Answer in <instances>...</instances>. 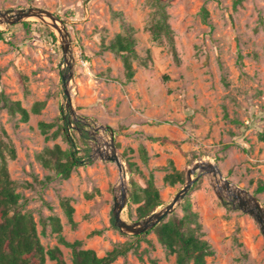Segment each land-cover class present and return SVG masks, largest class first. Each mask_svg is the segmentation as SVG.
<instances>
[{
    "label": "rangeland",
    "instance_id": "obj_1",
    "mask_svg": "<svg viewBox=\"0 0 264 264\" xmlns=\"http://www.w3.org/2000/svg\"><path fill=\"white\" fill-rule=\"evenodd\" d=\"M30 6L64 20L75 61L68 88L77 120L66 106L63 75L69 69L57 32L34 18L26 20L33 22L29 29L24 21L0 23V140L15 146L9 171L22 196V211L32 213L46 249L60 247L72 263L63 237L80 240L82 248L100 256L116 246L128 248L111 264H177L155 231L136 238L114 224V198L121 191L115 162L92 156L67 178L44 165L40 156L48 149L73 150L60 132L64 119L72 120L70 136L80 156L104 147L113 132L128 174L129 201L122 216L129 222L139 219L136 206L130 208L128 162L140 169L141 175L134 176L140 185L152 178L158 187L164 203L156 210L185 184L165 181L173 171L171 160L186 180L193 164L211 161L264 205V191L255 192L264 183V0H0L1 10ZM162 11L173 28L180 62L165 37L153 39L150 28ZM127 27L146 62L133 60L131 80L122 56L108 48ZM13 101L30 112L28 121L10 110ZM36 103H42L38 113L32 111ZM218 191L213 174H202L163 221L173 214L182 217L188 200L199 215L201 237L215 250L207 264H264L260 224L236 208L227 192L221 191V199ZM64 198L74 208V223ZM52 217L59 218L60 232Z\"/></svg>",
    "mask_w": 264,
    "mask_h": 264
},
{
    "label": "trees",
    "instance_id": "obj_2",
    "mask_svg": "<svg viewBox=\"0 0 264 264\" xmlns=\"http://www.w3.org/2000/svg\"><path fill=\"white\" fill-rule=\"evenodd\" d=\"M203 13L204 16L208 15L206 9L203 10ZM32 23L24 21L22 25L29 29ZM130 30L132 28L127 27V33L118 34L108 46L110 50L122 56L126 77L129 80L133 79L135 75L133 60H140V63L146 64L145 60L141 59L136 51L137 39ZM150 30L154 40L165 37L174 59L180 62L174 31L165 11H162L161 18L151 26ZM2 34L3 31L0 30V35ZM51 36L56 39L54 33H51ZM41 105L42 103H36L32 111L38 113ZM9 108L12 112L21 114L23 121L29 120L30 112L19 101L11 102ZM42 126H45V124H42ZM60 132L64 133L66 138L71 141L73 150L64 151L56 145L54 148L48 149L46 155H41L40 159L46 167L54 169L57 175L67 178L74 168L92 162L93 158L90 151L86 152L85 156L78 155L80 152L76 150L77 144L70 136L69 120L64 119V125L61 127ZM2 133L7 135L4 130H2ZM87 137L88 133L85 132L84 138ZM15 157L14 144L10 140L6 143L0 140V264H47V259L53 261V264H69L65 260L60 247L55 246L48 249L44 247L32 213L22 211L23 204L20 202L22 196L16 191L17 184L12 179L8 167L9 159ZM128 165L131 188L130 208L135 205L137 218L142 219L153 213L164 201L153 179L151 178L144 185H140L134 178L137 174L141 175L140 169L133 162H128ZM170 167L173 171L165 176V181L171 185L184 184L186 181L185 174L175 168L172 160L170 161ZM263 191L264 183L260 184L255 192L260 193ZM62 205L70 221L74 223V208L70 205L69 200L64 198ZM183 207L185 213L182 217L173 214L167 221H163L152 230L135 237L139 238L155 231L161 244L166 247L170 254L176 255L177 264H189L190 262L193 264H207V257L213 256L215 250L208 240L201 237L202 224L198 213L192 210L191 202L187 200ZM51 222L54 228L60 232L62 226L59 218L52 217ZM60 240L72 250V263L70 264H111L128 251V248L116 246L106 255L100 256L94 249L82 248L80 240L67 242L63 237H60Z\"/></svg>",
    "mask_w": 264,
    "mask_h": 264
},
{
    "label": "water",
    "instance_id": "obj_3",
    "mask_svg": "<svg viewBox=\"0 0 264 264\" xmlns=\"http://www.w3.org/2000/svg\"><path fill=\"white\" fill-rule=\"evenodd\" d=\"M31 18L42 21L43 23L49 25L57 32L58 36L60 37L64 61L69 69V73L63 75L64 86L66 87V106L69 108L71 116H74L75 111L68 84L69 81L75 76V61L74 52L72 49V39L64 24V20L56 15L53 11L38 6H30L28 8L18 9H0V23L13 25L29 20ZM74 118L77 120L75 116ZM68 120L69 129H71L72 120ZM101 129L105 130L106 128L104 126H101ZM111 134V141L105 143L106 148H102L100 145H97L94 153L91 154V157L94 156L95 158L115 162L119 167L120 172L124 173V175L127 176L124 159L118 154L116 145L114 143L113 132ZM208 173H212L216 179L218 177V179L221 178L223 180L222 186L218 187V196L222 199L223 195L221 191L227 192L234 206L252 215L260 224L261 231L264 234V205L261 203L259 198L247 189L238 186L236 183L225 177L217 164L207 160L198 161L193 164L191 168H189V170L187 171V180L185 184L175 194L169 204H167L160 210H155L153 213L139 220L129 222L123 218L122 212L129 201V192L126 185L122 186L120 191L121 194L119 196L116 195L114 198V224L120 229L122 233L130 235H141L149 230H152L155 226L160 224L165 218L173 213L176 207L185 199L194 182L202 174ZM195 174H197L196 178H194ZM233 186L236 187V192H232Z\"/></svg>",
    "mask_w": 264,
    "mask_h": 264
},
{
    "label": "bare ground",
    "instance_id": "obj_4",
    "mask_svg": "<svg viewBox=\"0 0 264 264\" xmlns=\"http://www.w3.org/2000/svg\"><path fill=\"white\" fill-rule=\"evenodd\" d=\"M102 148H106V147L104 146V147H102ZM108 149H109V147H108ZM207 161H208V160H207ZM127 178H128V174H127V176H125L124 173L121 172V178H120L121 187L124 186V185H126ZM216 181H217V186H218V187H221V186H222V182H223V180H222L221 178L218 179V177H217ZM232 188H233V189H232V192H236V187L233 186ZM120 194H121V192L118 194V196H119Z\"/></svg>",
    "mask_w": 264,
    "mask_h": 264
}]
</instances>
